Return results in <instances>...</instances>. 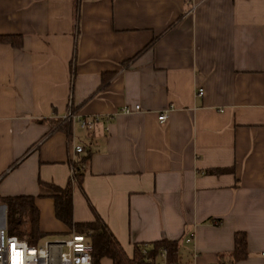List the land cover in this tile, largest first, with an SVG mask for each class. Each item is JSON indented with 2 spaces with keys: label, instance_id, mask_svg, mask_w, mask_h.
<instances>
[{
  "label": "crops",
  "instance_id": "1",
  "mask_svg": "<svg viewBox=\"0 0 264 264\" xmlns=\"http://www.w3.org/2000/svg\"><path fill=\"white\" fill-rule=\"evenodd\" d=\"M0 36V197H35L40 242L73 233L41 182L72 181L130 257L228 264L245 233L264 264V0H0Z\"/></svg>",
  "mask_w": 264,
  "mask_h": 264
},
{
  "label": "trees",
  "instance_id": "2",
  "mask_svg": "<svg viewBox=\"0 0 264 264\" xmlns=\"http://www.w3.org/2000/svg\"><path fill=\"white\" fill-rule=\"evenodd\" d=\"M8 36H0L1 41L8 40ZM67 132L69 129L64 127ZM214 170H212L213 172ZM82 180V174L77 175ZM52 189L51 196L55 200L57 217L67 224L73 232L88 234L93 245V259L95 264H101L103 258L112 259L114 264H144L158 263L157 256L161 248L169 252V261L178 263V243L168 239L155 241L151 245H137L133 257H130L119 240L115 237L108 225L100 218L91 222H76L74 220L73 183L60 187L54 184L41 182ZM0 203L6 207V228L11 235L27 239L30 244L36 245L44 238L40 229V210L33 196L0 197ZM146 247L147 253L142 248ZM248 256L247 236L237 233L235 250L230 255L228 264L245 259ZM224 256L221 257L223 259Z\"/></svg>",
  "mask_w": 264,
  "mask_h": 264
},
{
  "label": "built area",
  "instance_id": "3",
  "mask_svg": "<svg viewBox=\"0 0 264 264\" xmlns=\"http://www.w3.org/2000/svg\"><path fill=\"white\" fill-rule=\"evenodd\" d=\"M199 95L204 94V88H200ZM140 109V105L131 107L125 105L121 108L122 113H133ZM160 121L168 118V112L164 111L159 115ZM67 120L78 122L82 128L93 130L104 121L102 115H92L82 117L75 112H68L65 116ZM75 153L79 154L85 151L83 145H75ZM75 175V170H73ZM147 253L146 247L142 248ZM264 256V251H263ZM158 256L160 260L157 264H178L170 262L168 251L161 248ZM0 264H95L93 259V245L90 237L85 233L73 232L68 238L46 240L36 245L29 243L27 239L11 235L6 226L0 227ZM144 264H154L147 262Z\"/></svg>",
  "mask_w": 264,
  "mask_h": 264
},
{
  "label": "rangeland",
  "instance_id": "4",
  "mask_svg": "<svg viewBox=\"0 0 264 264\" xmlns=\"http://www.w3.org/2000/svg\"><path fill=\"white\" fill-rule=\"evenodd\" d=\"M5 224H6V216H5V214L1 215V213H0V226H4ZM102 264H104V263H102Z\"/></svg>",
  "mask_w": 264,
  "mask_h": 264
}]
</instances>
